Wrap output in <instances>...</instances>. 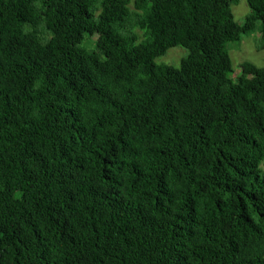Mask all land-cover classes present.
<instances>
[{"label":"trees","instance_id":"trees-1","mask_svg":"<svg viewBox=\"0 0 264 264\" xmlns=\"http://www.w3.org/2000/svg\"><path fill=\"white\" fill-rule=\"evenodd\" d=\"M237 1L0 0V264H264V65L228 50L264 47V0Z\"/></svg>","mask_w":264,"mask_h":264},{"label":"rangeland","instance_id":"rangeland-1","mask_svg":"<svg viewBox=\"0 0 264 264\" xmlns=\"http://www.w3.org/2000/svg\"><path fill=\"white\" fill-rule=\"evenodd\" d=\"M237 1V0H236ZM232 12L235 20L239 24H243L246 16L251 13V9L247 0H238L232 5ZM260 22L257 23L255 29L250 33L244 34L241 41L229 42L228 50L233 62L235 75L241 71V63L251 61L258 66L264 65V47L261 46L262 33L260 31ZM140 40L143 37V32L137 30ZM97 36L87 37L86 46L90 49L95 47ZM188 55V49L182 46L170 48L166 54L158 57V64L164 63L173 66H180L181 60Z\"/></svg>","mask_w":264,"mask_h":264}]
</instances>
